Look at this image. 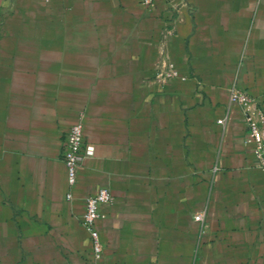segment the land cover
I'll list each match as a JSON object with an SVG mask.
<instances>
[{"label":"crops","instance_id":"1","mask_svg":"<svg viewBox=\"0 0 264 264\" xmlns=\"http://www.w3.org/2000/svg\"><path fill=\"white\" fill-rule=\"evenodd\" d=\"M183 1L0 0V264H264V172L230 101L264 110V0ZM162 59L188 79L156 84ZM80 114L94 154L70 188Z\"/></svg>","mask_w":264,"mask_h":264},{"label":"built area","instance_id":"2","mask_svg":"<svg viewBox=\"0 0 264 264\" xmlns=\"http://www.w3.org/2000/svg\"><path fill=\"white\" fill-rule=\"evenodd\" d=\"M141 2L146 8L153 9L156 0H141ZM168 3L174 15L179 13L182 6H185L183 0H168ZM178 18L179 16H173L171 18V25L164 28L162 33L164 39H167L174 33V25L178 22ZM175 79L185 81L188 78L180 74L170 59H162L156 68L155 83L163 87ZM230 101L232 104L238 105L244 112L248 129L246 142L253 146L256 166L264 172V110L259 106L255 98L237 88L231 90ZM225 122L226 120H219L218 123L224 125ZM83 130L84 115L80 114L78 121L70 128L64 155L70 188H73L77 184L78 170L83 162L94 154V148L85 144ZM67 198L68 200L73 199L71 190ZM114 200V196L107 188L100 189L95 195H90L85 199L86 208L82 219V226L89 233L96 261H99L103 254V245L96 228L97 221L100 218L99 206L101 204H112ZM196 221L203 224L205 222V213H199L196 216Z\"/></svg>","mask_w":264,"mask_h":264}]
</instances>
